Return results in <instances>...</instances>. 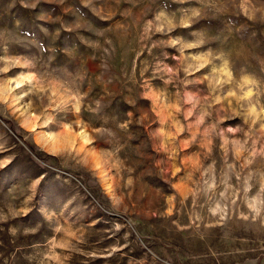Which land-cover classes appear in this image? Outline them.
<instances>
[{
    "label": "rangeland",
    "instance_id": "1",
    "mask_svg": "<svg viewBox=\"0 0 264 264\" xmlns=\"http://www.w3.org/2000/svg\"><path fill=\"white\" fill-rule=\"evenodd\" d=\"M0 264H264V0H0Z\"/></svg>",
    "mask_w": 264,
    "mask_h": 264
},
{
    "label": "bare ground",
    "instance_id": "2",
    "mask_svg": "<svg viewBox=\"0 0 264 264\" xmlns=\"http://www.w3.org/2000/svg\"><path fill=\"white\" fill-rule=\"evenodd\" d=\"M6 99L9 100V103L12 105V106H15L16 105V99L15 98V94L11 93L9 97H4ZM18 105L15 106V108L17 107ZM19 108V107H18ZM26 124L30 127V128H33V129H36V127L38 126V122H37V119L36 118H33V117H28L26 119Z\"/></svg>",
    "mask_w": 264,
    "mask_h": 264
}]
</instances>
